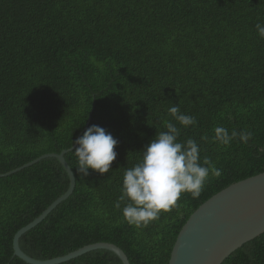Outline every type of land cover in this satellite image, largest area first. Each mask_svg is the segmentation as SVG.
<instances>
[{
    "label": "trees",
    "instance_id": "1",
    "mask_svg": "<svg viewBox=\"0 0 264 264\" xmlns=\"http://www.w3.org/2000/svg\"><path fill=\"white\" fill-rule=\"evenodd\" d=\"M264 0H0V174L76 147L97 125L118 141L109 173L76 172L75 187L40 223L23 233L21 249L52 259L86 244L119 246L130 264H167L190 214L233 182L264 171ZM178 105L196 118L184 128L168 113ZM167 121L181 142L200 146L221 172L196 199L147 227L127 224L123 173ZM252 132L247 144L214 142V128ZM207 136L208 140H202ZM69 187L55 157L0 176V264H29L13 254L15 232ZM58 264H123L95 249ZM221 264H264V232Z\"/></svg>",
    "mask_w": 264,
    "mask_h": 264
},
{
    "label": "clouds",
    "instance_id": "2",
    "mask_svg": "<svg viewBox=\"0 0 264 264\" xmlns=\"http://www.w3.org/2000/svg\"><path fill=\"white\" fill-rule=\"evenodd\" d=\"M258 35L264 38V24L255 25ZM169 115L180 126H195L194 116L181 112L178 105L168 109ZM177 123L167 121L166 131H160L142 151V158L123 173L121 195L115 207L121 208L122 215L128 225L136 228L147 227L159 220L162 212H169L178 206L182 193H190L193 199L200 196L210 175L219 176L220 170L210 158L204 157L201 162L200 146L196 140L188 138L179 140L180 128ZM252 132L235 129L231 134L223 126L214 128V142L230 145L236 139L245 144L252 139ZM207 141V136H202ZM76 147V172L87 176L89 169L100 174L109 173L116 160L114 150L118 141L100 126L92 125L81 137L73 142ZM73 149V148H72Z\"/></svg>",
    "mask_w": 264,
    "mask_h": 264
},
{
    "label": "water",
    "instance_id": "3",
    "mask_svg": "<svg viewBox=\"0 0 264 264\" xmlns=\"http://www.w3.org/2000/svg\"><path fill=\"white\" fill-rule=\"evenodd\" d=\"M72 148L60 153H45L11 172L0 174L6 176L42 158L55 157L69 175L67 191L15 232L12 239L13 254L29 264H58L95 249H107L114 252L123 264H130L128 256L119 246L105 241L86 244L65 255L45 260L33 258L21 249V235L43 221L73 192L75 175L64 157ZM263 232L264 171L231 183L200 204L181 227L167 264H221L233 251Z\"/></svg>",
    "mask_w": 264,
    "mask_h": 264
}]
</instances>
